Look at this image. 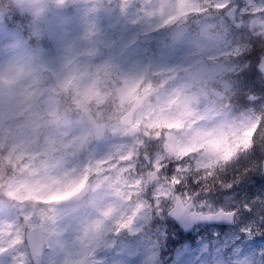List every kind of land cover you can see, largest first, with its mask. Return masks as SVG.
Listing matches in <instances>:
<instances>
[{
	"label": "snow or ice",
	"instance_id": "1",
	"mask_svg": "<svg viewBox=\"0 0 264 264\" xmlns=\"http://www.w3.org/2000/svg\"><path fill=\"white\" fill-rule=\"evenodd\" d=\"M189 5L198 10L181 15ZM116 6L122 14L134 7L130 22L143 25L144 34L171 29L168 48H187L186 56L178 64L125 74L111 59L94 62L96 41L83 61L66 57L58 74L27 60L0 65V192L39 206L30 193L55 196L83 183L95 215L79 240L93 259L97 248L145 213L181 220L235 217L237 225H248L254 220L249 205L237 212L222 201L233 188L225 174L242 160L257 163L237 187L249 195L264 191V144L255 139L264 128V0L243 6L236 0H141L134 6L117 0ZM45 8L33 11L34 21ZM97 35L93 24L85 39ZM236 37L246 38L247 47ZM44 39L43 30H33L36 51ZM233 97L243 111H233ZM109 140L114 143L102 155L90 153L81 167L69 166L92 144ZM213 192L220 206L209 203ZM68 201L46 205V215L31 209L25 219L38 213L55 221L56 204ZM239 231L245 252L264 241V221ZM20 242L9 229L0 254ZM9 264H16L11 256Z\"/></svg>",
	"mask_w": 264,
	"mask_h": 264
},
{
	"label": "rangeland",
	"instance_id": "2",
	"mask_svg": "<svg viewBox=\"0 0 264 264\" xmlns=\"http://www.w3.org/2000/svg\"><path fill=\"white\" fill-rule=\"evenodd\" d=\"M141 0H129L131 5L140 3ZM241 6L245 3H259L260 0H236ZM8 8L14 6L8 5ZM117 0H69L65 9L52 10V5L45 8L40 18L36 21L29 19L20 13V22H17L20 31L27 29V34L32 37L34 29L39 28L50 38H59L49 28L50 18H62L71 20L74 24L70 41L83 39L84 33L91 25H95L98 32L96 36L100 43L99 50L103 53V60L111 59L120 72L135 74L151 65L153 68L178 64L186 56L187 48L169 51V28H153L144 34L143 25H134L130 21L135 15V8H130L127 14H122L116 6ZM90 5V7H89ZM191 7L192 9H187ZM182 9L192 12L198 9L189 5ZM108 26L111 28L108 29ZM6 31L0 28V58H2L9 46L21 43L15 31ZM239 38V37H237ZM236 39V38H235ZM246 47V45H245ZM105 49L111 51V55ZM56 63V57L51 58ZM237 70L239 67L235 66ZM240 69V68H239ZM231 84V82H229ZM114 141L99 143L89 149L86 154L74 157L69 162L70 167H81L88 159L89 154L97 156L106 152ZM226 148V154H230ZM247 162V161H246ZM249 163V162H247ZM249 163L247 167H251ZM225 178V177H224ZM83 183L75 188L65 190L55 196H36L30 193L32 200L45 201L39 206L20 204L9 200L0 192V201L4 206L16 208V218L26 227L38 223L44 234L45 246L42 264H264L261 259L264 255V241L257 240L260 247H252V251L245 252L243 245L237 243L240 238L239 228L257 226L264 221V191L257 190L253 195L239 188L227 190L223 197V205L228 208L242 209L245 204L250 206L254 220L248 225H237V218L232 226H206L197 225L191 232H177L179 227L173 222L167 223V216H158L155 213H145L139 216L130 229L121 231L110 237L111 243L104 248H97L94 259L84 245L80 243L79 237L88 215L80 211L81 203H87L95 208L94 201L90 195L83 198L84 202L70 203L61 202L56 204V218L51 221L39 216L38 213L46 215L51 211L46 205L53 201L68 200V196L81 187ZM209 203L220 206L215 199V193L207 197ZM5 203V204H4ZM0 205V208L3 207ZM31 209L37 211V215L25 219V215ZM8 208L0 209V230H4L5 237L0 238V243L7 238V231L19 233L20 243L11 249L8 255L0 254V264H9V256L13 257L16 264H26L27 254L24 247L23 232L21 225L6 213ZM18 215V216H17ZM18 218V219H19ZM175 225V227H170ZM252 237H247L250 240ZM234 245V246H233ZM231 247V251L227 249ZM243 253V254H242Z\"/></svg>",
	"mask_w": 264,
	"mask_h": 264
},
{
	"label": "clouds",
	"instance_id": "3",
	"mask_svg": "<svg viewBox=\"0 0 264 264\" xmlns=\"http://www.w3.org/2000/svg\"><path fill=\"white\" fill-rule=\"evenodd\" d=\"M4 0H0L3 3ZM15 8L18 9L29 19H33V11L35 9L44 7H51L54 4V0H10ZM69 0H64L63 5H67ZM90 7V5H89ZM74 24L71 20L62 18H50L49 28L53 33L58 35L57 38H50L45 34V39L39 44V51H36L37 45L33 44L32 38L25 39L21 42V46L17 49L8 47L6 54L0 58V65L7 64L12 60H27L33 64H46L53 73H59L63 62L66 57H72L74 59L79 58L81 61L86 59L87 50L97 41L96 37L91 39H83L77 41H70L69 37L72 33ZM169 51H176V49H169ZM56 57V63L51 62V58ZM103 61V53L99 50L94 62ZM48 74H45L47 79ZM54 79L48 80V84H54ZM51 130H45V134H48ZM87 199V197L85 198ZM80 211L88 215L89 217L95 215V208L87 203H81Z\"/></svg>",
	"mask_w": 264,
	"mask_h": 264
},
{
	"label": "water",
	"instance_id": "4",
	"mask_svg": "<svg viewBox=\"0 0 264 264\" xmlns=\"http://www.w3.org/2000/svg\"><path fill=\"white\" fill-rule=\"evenodd\" d=\"M177 223L181 224L183 229L187 230L192 227L193 224L197 222H231V218L228 220L224 219H216V220H181L178 219L177 217L173 216ZM39 229L37 226L32 227V229L28 230L26 233L27 241L29 242V252H31L32 258L36 261L39 262L40 254H41V246H42V240H40L41 236L38 234ZM40 236V238H39Z\"/></svg>",
	"mask_w": 264,
	"mask_h": 264
},
{
	"label": "trees",
	"instance_id": "5",
	"mask_svg": "<svg viewBox=\"0 0 264 264\" xmlns=\"http://www.w3.org/2000/svg\"><path fill=\"white\" fill-rule=\"evenodd\" d=\"M5 2H7V3H9V4H11V2H10V0H4ZM249 163H247L246 161H245V167H246V165H248ZM247 170V169H246ZM248 172L249 171H246V173H242L241 175L243 176V180H245L246 179V177H247V174H248ZM225 176H226V179L228 180V181H230L232 184H233V188H232V190H236V187L238 186V180H239V176H238V173L237 174H235V175H228V174H225ZM250 181V183L252 182V180H249Z\"/></svg>",
	"mask_w": 264,
	"mask_h": 264
}]
</instances>
